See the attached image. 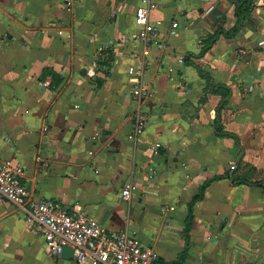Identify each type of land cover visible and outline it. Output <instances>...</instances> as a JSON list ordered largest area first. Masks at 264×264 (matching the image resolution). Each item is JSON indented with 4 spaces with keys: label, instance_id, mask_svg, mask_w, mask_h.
Listing matches in <instances>:
<instances>
[{
    "label": "crops",
    "instance_id": "obj_1",
    "mask_svg": "<svg viewBox=\"0 0 264 264\" xmlns=\"http://www.w3.org/2000/svg\"><path fill=\"white\" fill-rule=\"evenodd\" d=\"M156 2L162 33L143 55L142 0H0V157L25 167L31 198L136 230L160 253L152 264H264V0L202 54V39L239 22V0ZM132 65L152 97L133 96ZM47 67L63 77L56 88L44 84ZM140 108L148 120L134 140ZM0 264L79 263L52 255L25 213L0 200Z\"/></svg>",
    "mask_w": 264,
    "mask_h": 264
},
{
    "label": "built area",
    "instance_id": "obj_2",
    "mask_svg": "<svg viewBox=\"0 0 264 264\" xmlns=\"http://www.w3.org/2000/svg\"><path fill=\"white\" fill-rule=\"evenodd\" d=\"M157 7L156 0H142L137 7L135 37L143 44V55H147L152 45L159 41L164 21L152 20ZM179 21H171L170 27L177 29ZM100 51L105 46L100 45ZM130 80L133 83L132 93L138 99L154 95V90L144 82V67H128ZM50 80L44 82L50 86ZM134 128L130 137L134 140L143 133L148 116L140 108L135 112ZM161 142L154 145V152H159ZM235 163L229 168L234 170ZM25 167L11 158L0 157V200H8L26 215L27 221L36 232L44 236L47 247L54 256H60L64 246L75 251L79 264H152L159 260L160 253L141 240L138 232L129 227L111 231L81 208H69L61 201L45 198L35 200L23 181ZM138 185L133 177L129 178L122 188L124 199H130Z\"/></svg>",
    "mask_w": 264,
    "mask_h": 264
},
{
    "label": "trees",
    "instance_id": "obj_3",
    "mask_svg": "<svg viewBox=\"0 0 264 264\" xmlns=\"http://www.w3.org/2000/svg\"><path fill=\"white\" fill-rule=\"evenodd\" d=\"M253 2L254 0H239V2L236 5V15L239 17V22L231 29H225L224 27H219L218 29L215 30L214 33H211L207 38L202 39L201 42L204 45H203L201 54L207 52L213 46V44L217 41L220 35L224 34L227 37H232L237 33L242 22L250 18L252 8H253ZM187 62H190V61L187 59ZM196 66L199 69L201 76L204 77L205 70L203 69V67L198 64H196ZM47 76L51 77L50 86L52 88H56L63 81V77L57 71H55L53 68H50V67H47L43 70V78ZM215 92L220 93L223 96L222 101L217 107L218 117L217 119H215L217 128L221 131L223 130L224 127L220 121L219 115H220V112L223 106L227 103L228 97L230 95V87L223 86L218 89H215ZM204 188H205V185L202 187V191L204 190ZM202 195L203 193L201 192L199 195L195 196L194 200L190 203V213L187 218V230L190 227L191 222L194 218L193 211H192L193 204L196 202L198 198L202 197ZM186 237L188 239V235Z\"/></svg>",
    "mask_w": 264,
    "mask_h": 264
},
{
    "label": "water",
    "instance_id": "obj_4",
    "mask_svg": "<svg viewBox=\"0 0 264 264\" xmlns=\"http://www.w3.org/2000/svg\"><path fill=\"white\" fill-rule=\"evenodd\" d=\"M27 188L30 189V185H28ZM61 255L67 258H73L75 255V251L70 246H64Z\"/></svg>",
    "mask_w": 264,
    "mask_h": 264
}]
</instances>
